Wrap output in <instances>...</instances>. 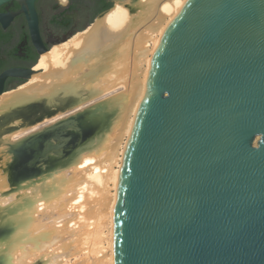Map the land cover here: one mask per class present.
<instances>
[{
	"label": "water",
	"instance_id": "water-1",
	"mask_svg": "<svg viewBox=\"0 0 264 264\" xmlns=\"http://www.w3.org/2000/svg\"><path fill=\"white\" fill-rule=\"evenodd\" d=\"M20 1L40 56L1 73L0 95L8 77L27 81L51 56L35 0ZM113 215L114 264H264V0H187L168 24Z\"/></svg>",
	"mask_w": 264,
	"mask_h": 264
},
{
	"label": "bare ground",
	"instance_id": "bare-ground-1",
	"mask_svg": "<svg viewBox=\"0 0 264 264\" xmlns=\"http://www.w3.org/2000/svg\"><path fill=\"white\" fill-rule=\"evenodd\" d=\"M186 1L116 2L0 95V264L83 251V264H114L123 154L152 54Z\"/></svg>",
	"mask_w": 264,
	"mask_h": 264
},
{
	"label": "flooded vegetation",
	"instance_id": "flooded-vegetation-1",
	"mask_svg": "<svg viewBox=\"0 0 264 264\" xmlns=\"http://www.w3.org/2000/svg\"><path fill=\"white\" fill-rule=\"evenodd\" d=\"M108 3V0H67V3L35 0L39 33L44 45L51 48L62 42L65 35L85 28L108 9ZM0 14L11 16L6 26L0 21V74L10 69L34 68L40 53L33 42L28 14L22 2L8 0L2 3ZM21 81L26 79L8 77L5 89L12 90L11 84Z\"/></svg>",
	"mask_w": 264,
	"mask_h": 264
},
{
	"label": "rangeland",
	"instance_id": "rangeland-1",
	"mask_svg": "<svg viewBox=\"0 0 264 264\" xmlns=\"http://www.w3.org/2000/svg\"><path fill=\"white\" fill-rule=\"evenodd\" d=\"M105 231L106 232H108V229H105ZM85 252L86 251H83L82 253H80L79 255H72V256H70L71 258H69L68 260H67V262L69 263V264H74L75 262L77 263V264H83L84 263V259H86V256H84L85 255ZM102 254V253H101ZM100 254V255H101ZM76 257L78 258V259H76ZM83 257V258H82ZM81 260H80V259ZM78 261V262H77ZM80 261V262H79Z\"/></svg>",
	"mask_w": 264,
	"mask_h": 264
},
{
	"label": "trees",
	"instance_id": "trees-1",
	"mask_svg": "<svg viewBox=\"0 0 264 264\" xmlns=\"http://www.w3.org/2000/svg\"><path fill=\"white\" fill-rule=\"evenodd\" d=\"M111 6H112V3L109 2V3L106 5V8H109V7H111Z\"/></svg>",
	"mask_w": 264,
	"mask_h": 264
},
{
	"label": "clouds",
	"instance_id": "clouds-1",
	"mask_svg": "<svg viewBox=\"0 0 264 264\" xmlns=\"http://www.w3.org/2000/svg\"><path fill=\"white\" fill-rule=\"evenodd\" d=\"M62 3H67V0H61Z\"/></svg>",
	"mask_w": 264,
	"mask_h": 264
}]
</instances>
